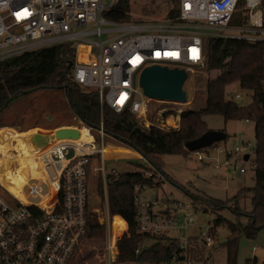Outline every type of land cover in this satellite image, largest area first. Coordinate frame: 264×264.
I'll use <instances>...</instances> for the list:
<instances>
[{"label": "built area", "instance_id": "obj_1", "mask_svg": "<svg viewBox=\"0 0 264 264\" xmlns=\"http://www.w3.org/2000/svg\"><path fill=\"white\" fill-rule=\"evenodd\" d=\"M133 2L0 0V64L42 49L69 46L75 54L74 83L95 91L101 109L109 108L116 114L130 111L143 120L149 111V98L140 85L146 69L159 66L189 72L205 68L204 41L210 38L264 43V0H177L171 10L176 13L174 17L168 9L166 15L137 21L132 18ZM125 6L129 8L127 16L115 20L118 13L124 15ZM239 12L243 15L236 19ZM24 13L26 15L17 18ZM235 98L241 100L242 96L237 94ZM160 114V124L146 121L144 127L180 130L179 124L167 120H174L180 114L168 117H164L165 112ZM96 131L104 141L103 120ZM80 140L58 142L33 156L14 153L13 157H0V196L9 194L12 199L6 203L0 198V264H71L80 252L88 232L90 169L99 162L104 164L107 152L104 142L101 148H95ZM212 148L189 154L204 163L205 159L214 160L209 158ZM253 149L251 143L244 144L228 157L250 162V158L245 161L243 156H249ZM204 150L208 151V157L203 155ZM14 162L25 166L5 169L7 163ZM221 167L213 163L214 169ZM225 167L243 175L247 173L229 160ZM96 171L103 178L106 199L107 218L100 219L106 226L103 262L116 264L119 263V239L131 222L123 214L127 226L116 235L113 213L107 204L109 174L103 166ZM135 171L140 173L141 169ZM4 176L22 184L21 189L8 186ZM147 190L135 189L137 216L134 223L145 238L135 255L139 257L143 251L160 243L165 252L171 250V256L141 264L203 263L205 255L202 253L217 240L213 226L208 227V232L198 233L201 229L197 228L190 212H198L199 205L188 196L183 201L148 202L140 198Z\"/></svg>", "mask_w": 264, "mask_h": 264}, {"label": "trees", "instance_id": "obj_2", "mask_svg": "<svg viewBox=\"0 0 264 264\" xmlns=\"http://www.w3.org/2000/svg\"><path fill=\"white\" fill-rule=\"evenodd\" d=\"M172 1L177 4V0ZM122 11L124 15L118 13L115 20H123L127 16L125 13H129V8L125 6ZM175 14L174 11L170 16L174 17ZM242 15V12H239L236 19H240ZM204 46L207 71H220L221 76L217 80H209L204 108L188 110L181 114L183 127L178 131H165L156 126L146 128L130 111L116 114L109 108L101 109L95 91L83 89L74 83L75 54L69 46L42 49L0 64V113L22 95L41 90H64L71 108L81 122L96 130L103 120L107 136L122 141L149 163L150 167L143 168L140 173L132 170L107 177V204L110 212L123 213L131 222L128 231L118 242L119 263L158 262L171 256V250L165 252L162 244L158 243L136 257L135 252L145 238L140 235L134 223L137 216L135 189L140 187L159 190L165 181L172 182L163 170V157L188 155L186 145L209 131L204 121L205 116L220 115L225 122L244 120L255 125L256 149L253 165L255 187L250 189L253 192L252 211L243 214L238 205V196L232 199L231 202L235 203L232 212L245 217L246 223L240 221L231 226L233 239L230 240L232 252L229 264H234L238 236L245 233L248 237L254 238L264 229V43L249 44L238 40L210 38L204 41ZM236 84L252 93L253 102L248 107L227 98L226 87ZM171 114L178 113L168 112L164 117ZM213 147H218V144ZM150 173L151 177H147L146 174ZM161 178H164V181ZM95 190L105 201L101 174L97 175ZM194 201L206 203L208 209L214 211H222L228 205L227 202L198 197ZM223 221L222 217H218L215 221L216 226L221 225ZM87 240L89 243L83 249V254L79 255L78 252L71 264H85L87 261L92 263L100 261V264H105L102 259L106 226L100 223L91 206L88 232L83 247Z\"/></svg>", "mask_w": 264, "mask_h": 264}, {"label": "rangeland", "instance_id": "obj_3", "mask_svg": "<svg viewBox=\"0 0 264 264\" xmlns=\"http://www.w3.org/2000/svg\"><path fill=\"white\" fill-rule=\"evenodd\" d=\"M176 7L172 0H134L132 6L133 20H152L155 16L165 14L170 9L171 11ZM189 76L184 85V90L187 93L186 102L176 101H154L149 99V111L146 119L137 118L139 123L143 125L146 121L155 125L160 124V112H174L180 114L174 117V120L167 119L172 124L182 125V113L188 110H199L206 106V90L209 80H217L221 76L220 71L208 72L205 68H194L188 72ZM240 94L241 100H237L235 96ZM226 95L228 99H233L241 106L248 107L252 104V93L243 90L238 84L229 85L226 87ZM77 118L74 110L71 108L67 94L64 90H41L27 95H22L13 100L9 106L0 113V132L12 131L16 134L23 135L32 131H42L55 129L60 127L77 129L80 131L82 137L80 142H88L101 148L104 142L106 152V160L110 158L125 159L130 165V168L142 169L150 167L149 163L138 155L136 152L120 140L113 137L106 136L104 141L101 140L98 131L89 128ZM160 121V122H159ZM204 121L207 124L209 131L222 132L226 141L218 144V147H213L209 152V158L205 159L204 163H200L196 156L186 154V156L166 155L163 157L164 172L171 181H165L162 189H149L141 195V199L148 202H166L169 201H183L185 196L191 199L202 198L204 200H218L227 202L228 205L222 211H214L208 209V204L196 202L199 205L198 212H190L195 220L198 233L208 232L210 226L215 228L217 243L213 247L206 248L205 261L199 264H229V257L231 248L230 240L233 239L231 226L238 222L246 223V218L239 216L232 212V199L238 196V205L243 214H248L252 211L253 192L250 189L255 187L254 176V159H255V125L251 122L229 121L225 122L220 115L205 116ZM251 143L254 147L249 152L250 162H238L235 156L229 158L228 154H233L237 147H242L244 144ZM217 148V149H216ZM208 149V148H207ZM205 149V150H207ZM203 151V155L208 157V151ZM14 150L4 152L0 151L1 158L13 157ZM71 156L73 154L71 153ZM70 156V157H71ZM248 156H243L244 158ZM105 163L99 162L93 165L90 169V194H91V208L100 219L104 216L107 218L105 212L106 202L97 194L95 190V181L97 178L96 169L98 167H106ZM227 160L231 164L237 165L239 169H246V174H241L240 171L234 172L233 169H227L225 164ZM213 163H219L222 167L219 170L213 168ZM13 166H25L21 162L7 163L5 169ZM107 170V169H106ZM151 177L150 174H146ZM103 179V178H102ZM164 181V178H161ZM4 182L13 189L20 190L22 184L10 181L7 176H4ZM173 183H176L173 184ZM45 189V188H44ZM104 190V183H103ZM108 190V188H107ZM21 193L27 196L26 191ZM0 198L9 203L12 201L9 194L1 195ZM164 215V211H160ZM218 217H222L223 223L216 226L215 221ZM115 230V228H114ZM89 243L87 240L82 245L79 255L83 254V249ZM150 242L149 244H151ZM103 261V259H102ZM264 264V229L260 230L256 237L250 238L245 233L237 238V251L235 254L234 264ZM101 262L92 263L85 262V264H100ZM122 264V263H116ZM125 264H141L125 263Z\"/></svg>", "mask_w": 264, "mask_h": 264}, {"label": "water", "instance_id": "obj_4", "mask_svg": "<svg viewBox=\"0 0 264 264\" xmlns=\"http://www.w3.org/2000/svg\"><path fill=\"white\" fill-rule=\"evenodd\" d=\"M188 76V71L185 69L154 66L145 70L140 85L150 100L186 102L187 93L184 85ZM81 137L80 131L71 128L52 132L32 131L23 135L12 131H2L0 132V151L8 152L13 149L17 155L33 156L47 151L58 142L79 141ZM225 140L224 133L208 131L199 139L188 143L185 148L188 152H196L211 148ZM249 158L246 156L244 160L248 161Z\"/></svg>", "mask_w": 264, "mask_h": 264}, {"label": "bare ground", "instance_id": "obj_5", "mask_svg": "<svg viewBox=\"0 0 264 264\" xmlns=\"http://www.w3.org/2000/svg\"><path fill=\"white\" fill-rule=\"evenodd\" d=\"M106 172L109 175H117L119 173H125L128 170L129 164L127 161L122 159H116V158H110L106 160ZM112 223L115 227V233L116 235H120L126 228L127 222L124 216L119 214H113L112 215Z\"/></svg>", "mask_w": 264, "mask_h": 264}, {"label": "crops", "instance_id": "obj_6", "mask_svg": "<svg viewBox=\"0 0 264 264\" xmlns=\"http://www.w3.org/2000/svg\"><path fill=\"white\" fill-rule=\"evenodd\" d=\"M60 129H67L66 127H60V128H55V129H48V130H45V131H48V132H52V131H56V130H60ZM72 129V128H71ZM28 133V132H27ZM131 150V149H130ZM131 151H133V150H131ZM133 153H135L134 151H133ZM137 153V152H136ZM138 154V153H137ZM138 155H140V154H138ZM142 157V156H141ZM143 158V157H142ZM144 159V158H143ZM122 160H125V159H122ZM145 160V159H144ZM126 161V160H125ZM145 162H147L146 160H145ZM132 170H137V169H134V168H130V165H129V167H128V170L125 172V173H127V172H130V171H132ZM96 173H97V171H96ZM119 174H123V173H119ZM119 174H117V175H119ZM109 176H112V175H109ZM114 176V175H113ZM116 176V175H115ZM119 214V212H113V214ZM122 215H123V213H121ZM124 216V215H123ZM125 217V216H124ZM127 222V221H126Z\"/></svg>", "mask_w": 264, "mask_h": 264}, {"label": "snow or ice", "instance_id": "obj_7", "mask_svg": "<svg viewBox=\"0 0 264 264\" xmlns=\"http://www.w3.org/2000/svg\"><path fill=\"white\" fill-rule=\"evenodd\" d=\"M22 15H26V13H24V14H19L17 18H18V19L21 18ZM194 51H195V50H194Z\"/></svg>", "mask_w": 264, "mask_h": 264}]
</instances>
